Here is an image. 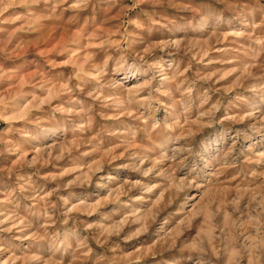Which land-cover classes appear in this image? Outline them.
I'll list each match as a JSON object with an SVG mask.
<instances>
[{
    "label": "rangeland",
    "instance_id": "374dc122",
    "mask_svg": "<svg viewBox=\"0 0 264 264\" xmlns=\"http://www.w3.org/2000/svg\"><path fill=\"white\" fill-rule=\"evenodd\" d=\"M0 264H264V0H0Z\"/></svg>",
    "mask_w": 264,
    "mask_h": 264
}]
</instances>
